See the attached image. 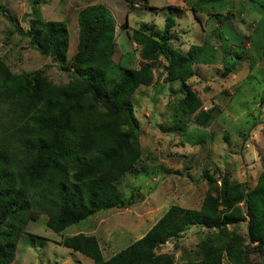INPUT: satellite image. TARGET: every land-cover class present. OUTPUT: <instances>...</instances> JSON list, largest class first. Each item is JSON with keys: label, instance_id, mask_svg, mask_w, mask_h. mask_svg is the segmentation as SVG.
<instances>
[{"label": "rangeland", "instance_id": "374dc122", "mask_svg": "<svg viewBox=\"0 0 264 264\" xmlns=\"http://www.w3.org/2000/svg\"><path fill=\"white\" fill-rule=\"evenodd\" d=\"M130 1L132 4L128 0H0L4 13L13 15L24 32H16L13 22L0 14V59L15 75L40 72L52 87L66 85L72 77L49 55L30 47L25 32L32 22H65L69 62L79 40L78 13L89 6L106 7L115 18L114 63L126 49L135 52L138 65L144 62L139 57L140 46L129 36L133 29L144 26L147 33L159 38L167 16L176 22L170 40L174 48L186 54L191 44L201 47L192 64L193 75L185 82L201 101L194 113L182 115L177 110L184 96L182 82L168 79L162 57L150 62V85H139L131 97L139 128L133 143L139 156L116 182L123 206L99 210L59 233L41 219H29L8 264H94L91 258L61 244L62 239L76 233L94 235L107 259L142 237L170 206L199 209L208 195L216 197L206 173L216 180L227 175L232 183H244L247 191L257 182L264 163V14L260 8L264 0H222L213 6H199L195 0ZM226 55L237 65L224 77ZM113 75H117L115 69ZM156 82L163 85L158 93ZM8 118L0 113V129ZM236 208L224 212L219 204V225H190L156 253L168 254L171 264L198 260L206 238L221 232L226 240H243L244 264H264V252L248 244L246 218L224 222L227 215L237 213ZM222 264H233L226 253Z\"/></svg>", "mask_w": 264, "mask_h": 264}, {"label": "trees", "instance_id": "16d2710c", "mask_svg": "<svg viewBox=\"0 0 264 264\" xmlns=\"http://www.w3.org/2000/svg\"><path fill=\"white\" fill-rule=\"evenodd\" d=\"M195 2L213 6L222 0ZM260 8L264 14V1ZM0 14L13 22L16 32L24 33L14 16L4 13L1 3ZM77 21L79 40L69 62L65 22H32L25 32L30 47L49 55L70 74L72 80L66 85L52 87L40 72L15 75L0 59V113L9 117L0 129V230L9 222L0 232V264L14 259L16 242L29 219H41L59 233L99 210L123 206L116 182L139 156L133 143L139 128L131 97L139 85L152 82L150 62L162 57L168 79L182 82L184 96L177 105L180 114H192L201 106L185 83L193 75L192 64L201 47L191 44L184 54L171 45L175 19L165 17L159 38L147 33L144 26L132 30L129 38L140 46L139 57L144 61L140 65L130 49L122 51L117 62L112 61L116 21L106 7L84 8ZM236 65L226 55L221 75L228 76ZM156 84L158 93L163 85ZM124 125L126 131L121 129ZM205 178L216 189V197L208 195L199 209L170 206L142 237L107 259L94 235L76 233L64 237L61 244L91 258L94 264H171L168 254L156 250L190 225H219L216 213L221 211L220 204L224 212L237 207V213L227 215L224 222L246 218L248 244L264 252V163L250 191L244 183H232L227 175L216 180L206 173ZM206 240L202 257L183 264H222L224 253L233 264H244L242 239L226 240L218 232Z\"/></svg>", "mask_w": 264, "mask_h": 264}]
</instances>
